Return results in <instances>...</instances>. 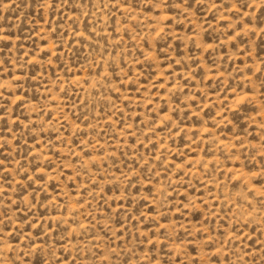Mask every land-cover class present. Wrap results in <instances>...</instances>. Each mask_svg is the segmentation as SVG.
I'll use <instances>...</instances> for the list:
<instances>
[{"label": "rangeland", "instance_id": "1", "mask_svg": "<svg viewBox=\"0 0 264 264\" xmlns=\"http://www.w3.org/2000/svg\"><path fill=\"white\" fill-rule=\"evenodd\" d=\"M0 264H264V0H0Z\"/></svg>", "mask_w": 264, "mask_h": 264}]
</instances>
